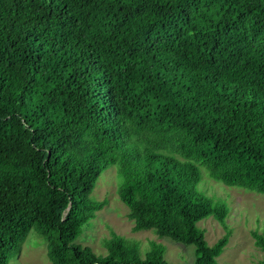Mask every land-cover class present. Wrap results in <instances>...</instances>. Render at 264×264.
<instances>
[{"label": "trees", "instance_id": "trees-1", "mask_svg": "<svg viewBox=\"0 0 264 264\" xmlns=\"http://www.w3.org/2000/svg\"><path fill=\"white\" fill-rule=\"evenodd\" d=\"M199 166L264 195V0H0V264L32 229L52 264H167L116 234L106 256L74 243L110 167L135 231L216 264L229 236L197 223L228 208Z\"/></svg>", "mask_w": 264, "mask_h": 264}, {"label": "rangeland", "instance_id": "rangeland-1", "mask_svg": "<svg viewBox=\"0 0 264 264\" xmlns=\"http://www.w3.org/2000/svg\"><path fill=\"white\" fill-rule=\"evenodd\" d=\"M199 170L201 178L197 189L213 202H224L228 208L224 224H220L212 216L197 223L210 247L226 234L229 236L223 252L216 258V264H263L264 252L256 247L251 233L264 231V195L228 187L209 177L202 166H199ZM119 184L115 167L102 172L91 198L104 202V206L82 228L74 243L90 249L97 256H106L103 240L116 234L135 242L141 258L146 257L151 244L155 243L164 248L163 260L167 264H194L196 255L193 245L160 237L152 230H134V222L128 217L129 211L117 195ZM8 264H52L48 256L47 241L32 229Z\"/></svg>", "mask_w": 264, "mask_h": 264}]
</instances>
